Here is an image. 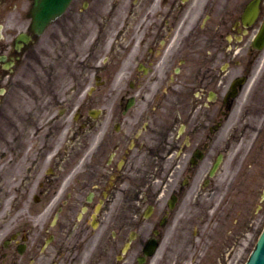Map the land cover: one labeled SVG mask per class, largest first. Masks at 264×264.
I'll use <instances>...</instances> for the list:
<instances>
[{
  "label": "flooded vegetation",
  "instance_id": "obj_1",
  "mask_svg": "<svg viewBox=\"0 0 264 264\" xmlns=\"http://www.w3.org/2000/svg\"><path fill=\"white\" fill-rule=\"evenodd\" d=\"M33 2L0 0V264H239L264 0Z\"/></svg>",
  "mask_w": 264,
  "mask_h": 264
},
{
  "label": "water",
  "instance_id": "obj_2",
  "mask_svg": "<svg viewBox=\"0 0 264 264\" xmlns=\"http://www.w3.org/2000/svg\"><path fill=\"white\" fill-rule=\"evenodd\" d=\"M70 1L71 0H35L34 9L36 10V20L43 15H46L47 18H52L61 14ZM42 11H45V13H42ZM245 264H264V229Z\"/></svg>",
  "mask_w": 264,
  "mask_h": 264
},
{
  "label": "rangeland",
  "instance_id": "obj_3",
  "mask_svg": "<svg viewBox=\"0 0 264 264\" xmlns=\"http://www.w3.org/2000/svg\"><path fill=\"white\" fill-rule=\"evenodd\" d=\"M263 188H264V186H263ZM256 204V203H255ZM254 204V205H255ZM255 206H257V205H255ZM258 208H261V207H257V209ZM258 223V222H257ZM262 225L261 224H259V227H258V230L257 231H259V229H260V227H261ZM255 231V230H254ZM257 231H255L254 232V239H253V242H252V246H253V244H254V242L256 241V238H257ZM257 232V233H256ZM252 246H251V244H250V246L248 247V251L242 256V258L240 259V262H239V264H242L244 261H245V259H246V257L248 256V254L250 253V250L252 249Z\"/></svg>",
  "mask_w": 264,
  "mask_h": 264
}]
</instances>
